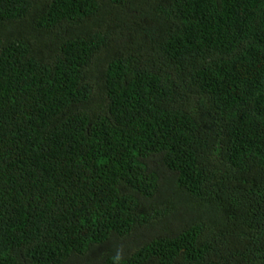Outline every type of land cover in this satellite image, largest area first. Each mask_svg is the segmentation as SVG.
Listing matches in <instances>:
<instances>
[{
	"label": "trees",
	"instance_id": "obj_1",
	"mask_svg": "<svg viewBox=\"0 0 264 264\" xmlns=\"http://www.w3.org/2000/svg\"><path fill=\"white\" fill-rule=\"evenodd\" d=\"M0 264H264V0H0Z\"/></svg>",
	"mask_w": 264,
	"mask_h": 264
},
{
	"label": "clouds",
	"instance_id": "obj_2",
	"mask_svg": "<svg viewBox=\"0 0 264 264\" xmlns=\"http://www.w3.org/2000/svg\"><path fill=\"white\" fill-rule=\"evenodd\" d=\"M101 73L100 72H96L95 75L93 76L94 81L96 82L98 80V78H100Z\"/></svg>",
	"mask_w": 264,
	"mask_h": 264
},
{
	"label": "rangeland",
	"instance_id": "obj_3",
	"mask_svg": "<svg viewBox=\"0 0 264 264\" xmlns=\"http://www.w3.org/2000/svg\"><path fill=\"white\" fill-rule=\"evenodd\" d=\"M140 11V9H137V12Z\"/></svg>",
	"mask_w": 264,
	"mask_h": 264
}]
</instances>
